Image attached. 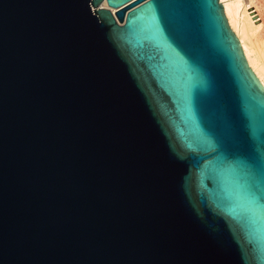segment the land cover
I'll return each instance as SVG.
<instances>
[{
    "label": "water",
    "instance_id": "95a60500",
    "mask_svg": "<svg viewBox=\"0 0 264 264\" xmlns=\"http://www.w3.org/2000/svg\"><path fill=\"white\" fill-rule=\"evenodd\" d=\"M0 0V264H264V87L219 0Z\"/></svg>",
    "mask_w": 264,
    "mask_h": 264
},
{
    "label": "bare ground",
    "instance_id": "6f19581e",
    "mask_svg": "<svg viewBox=\"0 0 264 264\" xmlns=\"http://www.w3.org/2000/svg\"><path fill=\"white\" fill-rule=\"evenodd\" d=\"M248 66L264 87V0H219ZM99 7L110 9L103 0ZM259 19V20H258Z\"/></svg>",
    "mask_w": 264,
    "mask_h": 264
},
{
    "label": "rangeland",
    "instance_id": "374dc122",
    "mask_svg": "<svg viewBox=\"0 0 264 264\" xmlns=\"http://www.w3.org/2000/svg\"><path fill=\"white\" fill-rule=\"evenodd\" d=\"M221 2V1H220ZM259 20V19H258ZM233 30V29H232Z\"/></svg>",
    "mask_w": 264,
    "mask_h": 264
}]
</instances>
